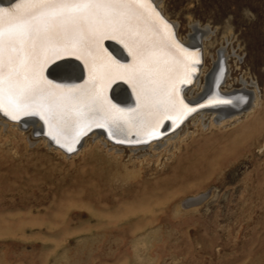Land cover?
Returning <instances> with one entry per match:
<instances>
[{"label":"rangeland","instance_id":"374dc122","mask_svg":"<svg viewBox=\"0 0 264 264\" xmlns=\"http://www.w3.org/2000/svg\"><path fill=\"white\" fill-rule=\"evenodd\" d=\"M160 5L180 37L208 27L205 75L222 51L256 113L136 149L89 130L70 154L0 117V264H264V0Z\"/></svg>","mask_w":264,"mask_h":264},{"label":"bare ground","instance_id":"6f19581e","mask_svg":"<svg viewBox=\"0 0 264 264\" xmlns=\"http://www.w3.org/2000/svg\"><path fill=\"white\" fill-rule=\"evenodd\" d=\"M150 1L162 9L160 0H134L112 7L99 4L87 9L61 7L60 0H54L32 21L30 40L18 37L10 42L8 29L16 20L8 14L20 0H0L4 14L0 117L23 128L32 125L34 134L42 130L50 145L54 140L75 145L90 129L93 135L136 149L161 144L179 129L163 139L143 143L133 142L130 132L138 137L165 132L169 123L180 122L193 108L192 103L208 96L229 102L202 108L190 120H202L207 113L217 123L254 115L258 95L249 93L247 85L228 89L229 70L222 51L207 75L210 66L200 67L203 81L199 84L200 74L194 78L191 89L197 85L199 89L190 95V101L179 96L181 85L193 79L198 54L176 43ZM190 26L189 36L180 40L197 48L207 38L208 27L196 22ZM41 66L43 83L34 87L33 70L39 72ZM222 83L225 89L220 87Z\"/></svg>","mask_w":264,"mask_h":264},{"label":"snow or ice","instance_id":"6c2138e0","mask_svg":"<svg viewBox=\"0 0 264 264\" xmlns=\"http://www.w3.org/2000/svg\"><path fill=\"white\" fill-rule=\"evenodd\" d=\"M125 2H134V0H60V5L61 7L65 8L87 9L99 4H104L106 6L112 7ZM53 3L54 0H20L18 7L8 14L9 16L14 17L16 20V23L10 25L8 29L10 42L18 37L30 40L32 38L34 29L32 21L36 19L38 15H42V13L39 12L41 8L49 7ZM53 15H55V13H53ZM3 19L4 14L2 11H0V57H2L4 36ZM56 54L58 55V53ZM42 70V66L40 67L39 72H35V70H33L34 76L36 77V79L34 80V87L39 86V84L43 83L42 79H40V72H42ZM27 91H29V89H26L25 93Z\"/></svg>","mask_w":264,"mask_h":264},{"label":"water","instance_id":"95a60500","mask_svg":"<svg viewBox=\"0 0 264 264\" xmlns=\"http://www.w3.org/2000/svg\"><path fill=\"white\" fill-rule=\"evenodd\" d=\"M89 130H87L86 132H84V134H86ZM51 144L52 145H55L56 147H58L60 149H62L65 153H72V152H74L78 148V142H76L75 145L73 144V145L67 146V145L60 144V143H58L57 141L54 140Z\"/></svg>","mask_w":264,"mask_h":264}]
</instances>
